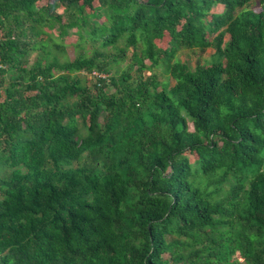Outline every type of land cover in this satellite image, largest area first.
Listing matches in <instances>:
<instances>
[{
	"label": "trees",
	"instance_id": "16d2710c",
	"mask_svg": "<svg viewBox=\"0 0 264 264\" xmlns=\"http://www.w3.org/2000/svg\"><path fill=\"white\" fill-rule=\"evenodd\" d=\"M0 264H264V0H0Z\"/></svg>",
	"mask_w": 264,
	"mask_h": 264
},
{
	"label": "rangeland",
	"instance_id": "374dc122",
	"mask_svg": "<svg viewBox=\"0 0 264 264\" xmlns=\"http://www.w3.org/2000/svg\"><path fill=\"white\" fill-rule=\"evenodd\" d=\"M255 5H256L255 3H252V6H255ZM255 8H257V7H255ZM166 39H168V38H166ZM226 39H229V35L226 36ZM76 42H77V35L76 34L71 35L66 39V43H67L66 54L70 58H74L77 54V49L75 46ZM166 43L167 42L165 40H163L161 42L162 45L163 44L165 45ZM87 47H89V46H87ZM214 51L215 50L213 48H208L205 52L201 53V51L199 49L183 48L178 53V56L182 61L189 62L191 64V66L194 67L199 58L204 59V60L209 59L210 55L212 53H214ZM126 64H127L126 62H123L122 66L124 67V66H126ZM155 71L160 74L161 80L170 79L171 85H173L175 83V80L172 79L169 74L164 72L162 66L155 68ZM145 73H148V71H145ZM96 74H97V72L94 74L93 73L88 74L87 72L81 73V75L84 76L88 80L89 83H92L96 80V77L94 76ZM228 187H229V185H226V188H228Z\"/></svg>",
	"mask_w": 264,
	"mask_h": 264
}]
</instances>
